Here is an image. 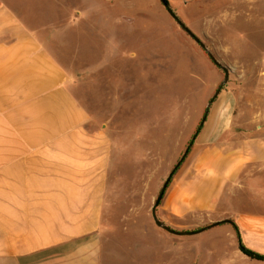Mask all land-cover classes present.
<instances>
[{
  "label": "rangeland",
  "instance_id": "rangeland-1",
  "mask_svg": "<svg viewBox=\"0 0 264 264\" xmlns=\"http://www.w3.org/2000/svg\"><path fill=\"white\" fill-rule=\"evenodd\" d=\"M21 1L28 6L13 7L16 14L68 73L71 91L88 114L87 128L106 137L103 264H170V255L180 259L175 246L181 244L191 250L183 252L185 264L192 257L217 262L222 255L215 251L227 245L220 229L228 224L173 235L154 224L151 206L189 152L223 70L159 0H59L55 6ZM166 1L229 68L213 101L223 91L232 95L233 130L248 135L264 123V0ZM244 194L241 188L231 193ZM161 202L157 217L175 230H197L221 220L220 212L229 214L224 204L222 211L204 215L207 220L195 213L165 221Z\"/></svg>",
  "mask_w": 264,
  "mask_h": 264
},
{
  "label": "crops",
  "instance_id": "crops-1",
  "mask_svg": "<svg viewBox=\"0 0 264 264\" xmlns=\"http://www.w3.org/2000/svg\"><path fill=\"white\" fill-rule=\"evenodd\" d=\"M15 6L28 5L0 0V264H103L105 134L87 128L68 73ZM235 106L226 91L212 101L160 212L165 221L195 213L207 220L227 204L220 218L233 224H219L229 225L220 229L227 245L213 264H264L239 249L264 256V123L240 136ZM239 188L244 195H231ZM183 246L170 264L187 262Z\"/></svg>",
  "mask_w": 264,
  "mask_h": 264
},
{
  "label": "water",
  "instance_id": "water-1",
  "mask_svg": "<svg viewBox=\"0 0 264 264\" xmlns=\"http://www.w3.org/2000/svg\"><path fill=\"white\" fill-rule=\"evenodd\" d=\"M161 2V4L164 6L165 10L167 11V13L172 17V19L178 24V26L189 36L191 37L208 55V57L210 58V60L214 63V65H216L217 67L221 68L224 72V78L222 80V82L218 85V87L216 88V90L214 91V94H213V97L208 101L207 105H206V109H205V113L202 117V120H201V123L204 121L206 115H207V112H208V109H209V106L211 105L212 101H213V98L216 97L219 92H220V89L221 87L224 85V83L228 80V76H229V68L222 64L220 61H218L216 59V57L210 52V50L206 47V45L198 38V36H196L191 30L190 28H188L179 18L178 16L174 13V11L171 9V7L168 5V3L165 1V0H159ZM200 123V124H201ZM187 151L188 149L186 148L183 155L180 157L179 161L174 165L173 169L169 172V174L167 175L166 179L164 180V182L162 183L161 185V188L153 202V205L151 206V217H152V220L154 222V224L159 227V228H162L163 230L173 234V235H178V236H182V235H190V234H196V233H199L205 229H209L211 227H214L216 225H219L221 223H230V224H233L232 220L231 219H228V218H225V219H221V220H217V221H214L208 225H206L205 227H201L197 230H190V231H185V230H175L173 228H171L170 226L166 225L162 220H160L158 217H157V214H156V208L157 206L159 205L162 197H163V194H164V191L170 181V177L172 175V172L173 170L179 165V163L184 159L185 155L187 154Z\"/></svg>",
  "mask_w": 264,
  "mask_h": 264
},
{
  "label": "trees",
  "instance_id": "trees-1",
  "mask_svg": "<svg viewBox=\"0 0 264 264\" xmlns=\"http://www.w3.org/2000/svg\"><path fill=\"white\" fill-rule=\"evenodd\" d=\"M166 1V0H165ZM167 2V1H166ZM168 3V2H167ZM200 128V125L197 127V130ZM195 135H196V133L194 134V136L193 137H195ZM190 144H192V141H191V143ZM188 152V151H187ZM185 158V157H184ZM183 161V160H182ZM181 161V162H182ZM180 162V163H181ZM179 163V164H180ZM179 166V165H178ZM178 166L173 170V172H172V175L175 173V171L177 170V168H178ZM172 175H171V177H170V181H171V178H172ZM169 181V182H170ZM165 192V191H164ZM239 249L244 253V254H246L247 256H249V257H251V258H256V259H262V260H264V256L263 255H261V254H258V253H256V252H254V251H252V250H250V249H247L246 247H244L241 243H240V245H239Z\"/></svg>",
  "mask_w": 264,
  "mask_h": 264
}]
</instances>
